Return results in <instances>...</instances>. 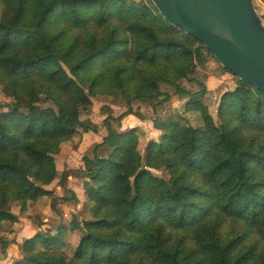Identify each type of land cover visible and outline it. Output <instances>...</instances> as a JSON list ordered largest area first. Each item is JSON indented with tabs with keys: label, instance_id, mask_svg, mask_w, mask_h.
I'll use <instances>...</instances> for the list:
<instances>
[{
	"label": "trees",
	"instance_id": "16d2710c",
	"mask_svg": "<svg viewBox=\"0 0 264 264\" xmlns=\"http://www.w3.org/2000/svg\"><path fill=\"white\" fill-rule=\"evenodd\" d=\"M264 3V0H261ZM0 243L19 217L69 170L56 156L77 134L98 132L80 112L93 94L124 93L128 109L108 116V133L76 172L90 219L73 255L56 233L25 239L13 264H264V93L231 71L239 96L221 98L217 123L208 88L192 76L209 57L205 45L171 24L154 0H0ZM196 82L198 89L180 85ZM161 83L189 97L188 117L154 118L158 140L140 150V131L111 121L149 101L170 100ZM161 97H163L161 99ZM158 104V105H157ZM157 116V114H156ZM142 134V133H141ZM164 168L168 178L154 173ZM63 200L65 197H59ZM54 206V205H53Z\"/></svg>",
	"mask_w": 264,
	"mask_h": 264
},
{
	"label": "rangeland",
	"instance_id": "374dc122",
	"mask_svg": "<svg viewBox=\"0 0 264 264\" xmlns=\"http://www.w3.org/2000/svg\"><path fill=\"white\" fill-rule=\"evenodd\" d=\"M135 1L139 2L140 0ZM253 3L264 22V3L261 0H253ZM1 14L2 8L0 6V17ZM211 60L215 61V59L209 57L206 65L197 69L192 76L206 84L208 93L204 97V102L209 107L215 121L220 123L219 107L223 94L227 91H235L239 96H242L247 91L244 89L241 91L234 76L227 74L228 72H226L228 76H220L215 70V66L210 65ZM215 65L217 66V64ZM218 67L225 71L224 66L221 64ZM178 83L192 91L198 89L196 82L183 79ZM160 85L164 92L170 94L171 98L163 102V106L158 108V113L154 112L151 102L145 100L137 101L133 103L132 107L136 115L125 116L121 121V127H117L116 121H111L114 128H118L120 131L132 128L140 131V150L142 153H146L149 141L160 138L161 132L154 127L155 117H161L162 121H165L170 116L176 119L186 116L195 126L199 127L202 125L198 112L187 111L186 105L189 102V97H180L170 85L164 83ZM10 100L11 97L3 92L0 87V102H8ZM127 109L128 98L122 92H116L113 95L93 94V104L84 107L79 115L85 123L92 121L97 124L98 132H85L83 129H79L70 141L68 140L62 144L61 151L72 155L69 166L83 167L82 157L84 155L92 156L94 145L97 141L98 143L101 142L108 133V128L104 122L106 117L118 118ZM154 173L167 178L169 176L164 168L156 169ZM58 183L61 185L59 179L52 185L47 186V189L51 190L53 194L42 196L34 205H27L25 208H21L19 204L13 202L5 206L11 207V210L18 215L19 221L10 224L11 226L7 227L2 233L3 242L0 243V264H13L17 260H23L21 249L25 239L33 237L40 230H48L54 234L59 225L63 227L62 236L64 240L59 250L65 251L70 255L75 253L84 229L83 226L90 219L89 202L85 199V196L81 198L72 190L70 192L66 191L63 185V191L60 192H65L66 196H58L56 194ZM77 187H79L78 184ZM80 187L85 190L84 183L80 184ZM77 190L79 191V188ZM59 197L65 198L62 200ZM78 203H82L81 206H78Z\"/></svg>",
	"mask_w": 264,
	"mask_h": 264
},
{
	"label": "water",
	"instance_id": "95a60500",
	"mask_svg": "<svg viewBox=\"0 0 264 264\" xmlns=\"http://www.w3.org/2000/svg\"><path fill=\"white\" fill-rule=\"evenodd\" d=\"M239 79L264 93V22L253 0H154Z\"/></svg>",
	"mask_w": 264,
	"mask_h": 264
},
{
	"label": "crops",
	"instance_id": "0c3cea01",
	"mask_svg": "<svg viewBox=\"0 0 264 264\" xmlns=\"http://www.w3.org/2000/svg\"><path fill=\"white\" fill-rule=\"evenodd\" d=\"M217 64V66L215 65ZM210 65L211 66H215V70H217V73L220 74V76H228L227 74H230V73H227L226 74V71H222L220 67H218V63L215 62V61H210ZM222 65V64H221ZM223 66V65H222ZM231 75V74H230ZM230 83V82H229ZM158 133V132H157ZM84 135H87V134H84ZM154 140H157V139H154ZM98 143V141H97ZM71 154L69 155L67 152H62L60 154H58L56 156L57 158V161H58V174L59 176L62 175L63 173V170L64 169H67L70 171V173L66 176V182H65V187L67 189H70L72 190L74 193H76L79 196H81V198L84 196V192L85 190H83L81 187H80V184H83L84 181H85V178L81 177L78 172H76L77 169H80L81 167L80 166H77V167H73V166H69L71 163H70V159H71ZM67 165V166H66ZM82 166V165H81ZM77 184L79 187H77ZM57 185V184H56ZM77 188H79V191L77 190ZM60 191H63V188H62V185H59L58 183V188L56 190V194L58 196H66L65 195V192H60ZM73 204V203H72ZM82 203H78V206L80 205L81 206Z\"/></svg>",
	"mask_w": 264,
	"mask_h": 264
}]
</instances>
